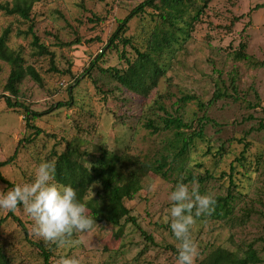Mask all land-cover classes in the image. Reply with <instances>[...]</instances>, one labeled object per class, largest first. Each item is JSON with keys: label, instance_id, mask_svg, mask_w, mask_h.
<instances>
[{"label": "rangeland", "instance_id": "374dc122", "mask_svg": "<svg viewBox=\"0 0 264 264\" xmlns=\"http://www.w3.org/2000/svg\"><path fill=\"white\" fill-rule=\"evenodd\" d=\"M142 1L40 0L33 5L29 22L0 11V35L11 30L8 47L41 78L37 83L25 76L17 85V101L42 113L33 121L41 130L34 137L24 126L22 110L8 108L0 98V164L15 154L0 166V190L12 189L2 178L14 186L31 183L39 163L54 162L67 142L78 147L87 167L104 151L155 161L162 155L171 157L168 142L173 134L152 133L145 123L158 125L167 112L190 124V133L198 129L202 117L208 120L181 171L171 164L166 179L148 173L141 190L124 202L134 224L96 223L90 231L73 234L78 244L58 247L35 233L34 221L18 205L12 213L19 223L9 217L0 225V249L12 264H43L39 246L49 252L50 264H62L66 258L79 264H176L180 242L166 218L168 195L188 173L202 181L186 183L190 190L194 187L215 200L232 195L226 217H195L190 230L199 250L195 264L218 247L238 256L251 249L258 262L252 264H264V127L259 128L264 121V0L211 1L189 35L158 59L165 73L156 87L139 95L99 69L125 71L127 60L136 59L132 47L150 50L160 11L149 8L128 22L129 45L107 47L118 20ZM201 3L193 0L191 11ZM30 24L49 54L34 52L31 36L24 34ZM240 43L245 44L247 60L234 58ZM96 59L94 68L85 73ZM9 72L0 60V97L13 101L4 88ZM214 94L222 97L209 105ZM183 96L194 100L182 103ZM67 101L69 106L55 108ZM198 102L204 107L199 109ZM99 190L93 185L88 195ZM8 212L0 209V218Z\"/></svg>", "mask_w": 264, "mask_h": 264}, {"label": "trees", "instance_id": "16d2710c", "mask_svg": "<svg viewBox=\"0 0 264 264\" xmlns=\"http://www.w3.org/2000/svg\"><path fill=\"white\" fill-rule=\"evenodd\" d=\"M40 0H12L11 2H0V11L10 16H17L23 21L29 22L31 10L34 4ZM157 1V2H156ZM213 0H202L201 5L191 11L193 0H144L137 7L132 9L123 19L118 20L117 27L107 42V47L117 45L126 47L129 45L130 38L125 37L128 22L145 12L146 8L160 11L158 16L160 22L155 23L152 35L155 36L153 45L148 52H140L137 48L132 47L136 59L133 62L127 60L128 66L125 71L117 69H99L103 73L109 74L115 81L125 87L128 91L145 95L151 89L156 87L159 76L165 73V66L158 64V59L162 57L166 49L171 48L174 44H178L179 39L186 38L189 30L194 23L197 22L204 9ZM241 15L238 18H242ZM236 18V19H238ZM159 32V33H158ZM11 30L6 28L0 35V60L10 67L9 76L5 84V91L13 97V101L9 97L4 102L8 108H19L22 110L24 126L32 131V136L40 135L41 130L33 123V121L42 115L30 110L26 105L17 101L18 89L17 85L25 76H29L37 83L41 82L38 73L30 66H26L24 59L18 51L8 47L7 42ZM26 35L31 36V46L34 52L44 55L49 54L48 49L41 43L33 33V25L30 24ZM245 44L240 43L238 51H235L234 58L236 60H247L249 57L245 54ZM95 61L85 71L87 73L95 66ZM84 73V74H85ZM233 82V80L231 81ZM236 93V87L232 86ZM224 96V95H223ZM222 97L220 94H214L213 98L208 102L210 105L215 100ZM231 98V95H229ZM192 96H183L180 101L182 103L192 101ZM70 101L58 102L55 108H63L69 106ZM155 104H160L158 101ZM199 109L204 105L197 103ZM161 108V105L158 106ZM163 109V108H161ZM160 118L158 125L152 122L145 123L144 127L152 133L161 131H171L173 138L168 142L169 155H162L155 161L141 159L136 156H130L127 153L113 155L111 152L104 151L100 157L96 158L93 163L87 167L79 153L78 147L74 143L67 142L66 148L60 154L55 155V181L60 184L71 185L77 190L78 199L86 204L88 215L96 219V223H107L112 226H119L121 221L135 223L133 217L130 216V210L124 205L126 200H132L134 196L142 188V180L148 173H153L162 179H166L171 164H175V169L180 168L187 160L190 147L194 140L202 139L203 124L208 120L202 117L197 130L189 133L187 129L190 124L183 121L180 117H173L167 112ZM264 127V121L259 124V128ZM15 155V154H14ZM14 155L2 162L6 165L11 162ZM180 168L177 171H181ZM233 169V167H230ZM206 178V177H205ZM8 187L13 188V184L5 179H1ZM194 180L201 181V178L188 173L180 182L188 183ZM232 187L234 183L229 179ZM93 185H99L100 190L92 197L88 195ZM232 195L229 193L224 198L216 199L213 208L214 218L226 217L229 210V202ZM9 217L17 223L19 219L13 215L12 211L8 212L3 218H0V225ZM147 240L152 241L150 237L145 236ZM43 257V264H50V254L42 246H39ZM255 253L248 249L242 256H238L235 252L228 251L224 248H215L211 253L206 255L197 264H252L258 263L255 259ZM0 264H12L11 260L0 249Z\"/></svg>", "mask_w": 264, "mask_h": 264}, {"label": "clouds", "instance_id": "9594fccd", "mask_svg": "<svg viewBox=\"0 0 264 264\" xmlns=\"http://www.w3.org/2000/svg\"><path fill=\"white\" fill-rule=\"evenodd\" d=\"M168 200L171 203L166 218L170 219L172 234L180 242L176 264H195L199 250L191 239V226L195 217L211 214L215 198L178 182ZM20 204L34 221L35 233L58 247L78 244L79 241L72 239L73 234L90 231L97 225L96 219L87 214L86 204L78 199L77 190L55 181L52 161L39 163L31 183L0 190V209L14 212ZM62 264H79V261L66 258Z\"/></svg>", "mask_w": 264, "mask_h": 264}]
</instances>
